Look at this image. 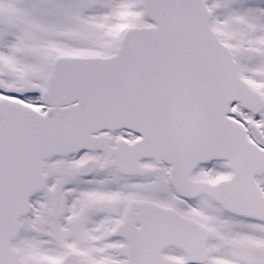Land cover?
<instances>
[{
  "label": "snow or ice",
  "instance_id": "6c2138e0",
  "mask_svg": "<svg viewBox=\"0 0 264 264\" xmlns=\"http://www.w3.org/2000/svg\"><path fill=\"white\" fill-rule=\"evenodd\" d=\"M0 264H264V0H0Z\"/></svg>",
  "mask_w": 264,
  "mask_h": 264
}]
</instances>
